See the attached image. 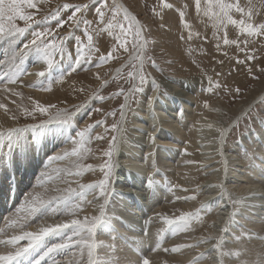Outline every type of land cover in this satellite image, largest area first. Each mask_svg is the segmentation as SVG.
<instances>
[{"label": "bare ground", "instance_id": "bare-ground-1", "mask_svg": "<svg viewBox=\"0 0 264 264\" xmlns=\"http://www.w3.org/2000/svg\"><path fill=\"white\" fill-rule=\"evenodd\" d=\"M115 3L117 6L121 7V9H127L132 12L123 0H115ZM120 3L124 6L120 5ZM196 12L197 11H195V13ZM168 13L170 14V12ZM130 15L135 16L133 13ZM185 17H187V15ZM190 17L192 18V16ZM200 17L201 16H199V18ZM186 19L187 18H185V20ZM166 23H164V25ZM196 24L198 27V23ZM139 25L141 26V24ZM194 28H196V26ZM231 29L232 28H230V30ZM168 30L169 27L166 32ZM166 32L165 34L167 35L169 31L167 33ZM191 32L193 33V31ZM143 37L145 38V32H143ZM205 39L207 38L205 37ZM5 40L6 37L0 39V55L1 50L4 52L8 46H5ZM7 40L10 39L7 37ZM20 41H22V39H20ZM165 41L166 45L164 44ZM165 41L163 42L161 39H158L157 47L160 48L163 46V44L166 46L163 48V50L167 48V51L171 55L172 61L176 62V72L184 73V75L188 77V80L190 81L172 78L169 82L171 83V90L173 92L169 91L168 94L163 97V99L156 100L155 98L152 101L151 110L149 106V100L154 96V94H156L158 88L154 89L152 85H150L149 87L143 89V91L145 90L146 92H141L140 102L130 116L129 122L132 126L129 137L125 138V140L122 139V133L125 129L124 127L119 134V138H117V151L114 153L117 157L115 169L122 171V168H126L125 170L130 173L131 181L134 185H136L137 180L142 176H146L147 178L152 177L154 184L157 177H162L164 173H168L173 176L175 185H178L185 190L183 192H175L174 195L186 197V195L190 192L186 190L192 189L193 185L198 187V189L192 191L191 193H197L203 188H206L209 191L211 190V185L213 184L211 181L215 178L213 173L214 163L219 160L223 167L219 176V180L222 181L223 185L221 193L218 195V197H216L217 194L215 196L213 195L216 198H213L211 202H206L202 205H210V207L205 210L202 206L191 208L190 200H186L185 202H175L172 206L167 204L159 206L162 197L159 191L151 194L149 193L147 197H144L139 192L133 191L134 194L139 195L138 198L142 199L143 201L141 210L144 209V212L148 211L151 213L150 216L145 217V215L141 216V214H137L140 211L138 212L135 209L134 203L130 201V199L122 198L121 191L129 192V188H132L134 185L128 186L127 182L124 181L122 186H119L116 181L110 186V197H107V200L99 195L98 189H86L83 194V200H81L79 197L78 200L70 201L72 204H79L82 208L78 216L71 218H78L81 221H83L85 217L91 219L100 215L101 205H106L109 203L108 206H111L113 203L112 201L117 202L119 205L121 204V211L123 210V212H129L127 215H123L122 221L129 219L128 221L130 222V231L127 233L128 237L125 239H115V245L117 249L115 255L120 258L136 259L138 256L143 255L149 258L151 264H191L194 257H201V254H203L199 264H260L261 260L264 259V194L260 195V193L264 192V123H261L260 119H256L255 124L258 126V130H249L247 133H245V135L239 137L237 141H234L227 147H224V144H226V136L232 130L233 125L237 123L241 117L247 115L250 112L252 106H255L260 101L264 95V89L260 93L254 95L253 98H251L247 103L235 105L231 111H236V114L228 123L224 124L220 120V117L223 116V114H221L222 110L220 107H223V104L219 103V101L216 102L215 100V103L211 104L208 108H205L203 113H201V105H199L197 102L198 90L193 87V83L197 82L195 80H198L195 77L196 75H193V73H195L196 67L199 65H196V63H191L192 61L190 62L188 60L190 55L188 54L187 56V54L181 52L183 50L180 51L178 45L175 46L174 42L169 44L167 43L169 40ZM21 44L18 45L21 47ZM12 49H14V47ZM33 51L24 52L20 56L19 53L18 55H14L12 53L13 55H9L10 57H7L8 55H1L0 76H8L14 72L16 73V70H23L25 61H28L30 65L33 66L36 64V67L41 66L43 61L41 60L40 54L36 51ZM138 52L139 49L136 48V50L129 55L126 62L120 64L117 67L113 74V78L120 74L126 68V66L134 60L133 58L135 56L138 57ZM140 55L143 56L144 51L140 53ZM3 57L7 58L4 59ZM20 59H23V64L18 67L20 64ZM192 60L194 61L193 58ZM69 67L67 66V62L63 61L60 67H56L57 69L55 68L53 72L50 70V74L45 72L40 76L37 75L39 70L29 68L26 70V74H22L24 78L23 80H18L16 84L8 85L9 91H4L3 85H0V105L4 106L0 107V118L6 122H9V125L0 130V141L3 137L6 142L14 139V133L16 130L10 132L9 134L6 132L12 130V124L16 122L12 120L11 115H16V113H19L16 107H14L16 104V101L14 100L17 99V95L15 93L19 94L22 91V95H27L30 93V90L34 88V95L39 97L40 100L47 101V94L50 92L40 89L47 88L45 84L50 78H53L54 75L61 73L63 68L68 69ZM140 67L141 64L140 66L138 65V69ZM183 70L184 72H182ZM198 70H200V68L197 69V71ZM199 72L200 71H198V73ZM138 73L139 70L136 73V77ZM191 73L192 75H188ZM236 81L234 83H236ZM185 82H189L187 86H190V88L188 87L186 92H181V98H176L177 93H179L178 88L183 87ZM150 83L152 84L151 81ZM19 84L22 85L21 88ZM29 85L32 86L30 87ZM50 95H53L54 97L53 92ZM6 99L9 101H6ZM163 107L169 111L163 112ZM88 110L89 108L82 107L79 109V111H73L72 113H74V115L70 123L55 121L56 118L50 117V119H48L45 123L35 125L34 127L29 126L28 128L21 130L19 134L21 136L18 138V143L22 142L24 145L23 153H21L17 145L14 149V153L12 154L11 161L9 160V163H17L18 165H21V171L14 173L15 183L20 179V181L22 180V185L30 183L33 188L29 191L27 198L22 202V208L24 209V212L19 216L16 214H10L4 221V224H2L3 232L0 234V239H8L12 235L20 234L17 232L20 231L19 226L21 223L30 224L35 228H38V226L45 221L47 223H54L69 219V217L66 215L47 213L44 217L36 214L25 221L24 217L27 215L25 211L27 210V206L33 196L48 200L61 195H69L67 192V189L69 188L78 191L81 185H97L99 183L95 172H99L100 167L99 169H96V166V168L92 167L95 169V171H87V168L82 170L83 166H87V164L84 165L85 161H87L86 156H88L86 155V152L90 150L94 151V148L91 147L89 140L87 141V145L91 147V149L88 148L85 154L77 155L73 153L72 140L76 139V129L83 127V124H85L87 119L90 117V115H87L89 113ZM50 120H52V122H49ZM125 122H127V117ZM121 123L124 124L123 121H121ZM154 123L159 129L155 134L156 147H153V142L151 141V147L146 149V145L150 141L149 134L152 132V126ZM192 124H194L193 128ZM223 129L227 130L226 134L224 135L225 137H221V130ZM206 133H212L210 134V138H208L209 135L206 137ZM44 134H46L45 137H43ZM127 142L131 144L135 143L136 147L134 148L128 146L125 144ZM195 147L198 149V152L200 153L199 155H201V163L199 162L198 167L193 166V162L189 159V155H191L190 153H194L193 149H195ZM65 153H67V155H65ZM149 153H154V156H150ZM40 154H42V156L38 164H41V166L35 163V158H38ZM22 155L25 156V159H23ZM57 157L60 158L57 159ZM95 158L96 157H94L92 161H95ZM98 158H96V161H99ZM197 170H200V172ZM77 172H80L81 174L76 175ZM31 174L33 175L31 179L26 181L24 178ZM8 180H10V178H8ZM169 188L170 187H167V190H169ZM219 191L220 189L218 188L216 192ZM252 192L257 193V195H254V198L251 201V199L247 198V196H249ZM244 198L248 200H245ZM120 199L122 201L121 203L119 201ZM182 204H186L187 210L185 213H196L199 211L200 220L193 219L188 231L173 232L174 226H169L165 222L164 218L167 217L168 219L175 220L180 217L181 215L175 217L174 212L170 209L179 211V207ZM231 205L237 207V211L236 209L234 211ZM55 206L56 205L54 204L53 207ZM68 206L70 207V205ZM107 209H109V207H106V213ZM209 209H213L215 212V218L210 222L208 217H206V213L211 211ZM59 210L64 211L65 205H59ZM132 212L134 215L128 217V215H130ZM12 221H16L15 227L9 226ZM132 221L135 222L136 225L132 224ZM108 222L109 220L104 218V220L94 229V240L97 243V248L94 251L93 258L95 259L98 257L104 261L105 264L111 258L110 255H106V253H111V249L102 247L101 245L113 243L111 240L113 237V232L117 233V237L120 235L122 236V234L119 233L121 232L119 227L108 228L107 231L106 226ZM110 222L114 223V221ZM203 222L205 225L209 223V231L204 232L199 236L215 238L212 240V246L210 245L209 247V245L205 244V246L209 249L201 251V249L205 248V246L202 245L193 248H182L180 251L175 253L168 251L165 255L164 249L170 250L178 245H194L191 243V241L194 239V232L198 229L202 230L201 227ZM228 222L230 223L227 224ZM261 223H263L262 227ZM224 228H226V231ZM143 229L145 232H147V235H145V232H141ZM131 231L133 232L130 235ZM166 232L168 234V245L163 247L159 246L155 251H150V248H155L157 245H159L154 244L155 236H166ZM242 232L245 233L244 236L240 235ZM53 237L57 236L48 237L44 241L45 245L59 242L58 240L51 242V238ZM141 237L144 240L142 245L137 243V238ZM221 237H223L221 251L225 254L223 256L217 255L215 249L213 248L215 240L220 239ZM259 237L261 238L260 241L257 240ZM20 244L26 245L27 241ZM8 250L10 249L3 250L0 248V254H5ZM44 250L45 246L43 248V251ZM71 250L72 252H70ZM71 250L68 251L67 259L65 261H61V264H88V252L86 247H73ZM41 264H44V262H41ZM48 264H51L50 260L48 261Z\"/></svg>", "mask_w": 264, "mask_h": 264}, {"label": "rangeland", "instance_id": "rangeland-1", "mask_svg": "<svg viewBox=\"0 0 264 264\" xmlns=\"http://www.w3.org/2000/svg\"><path fill=\"white\" fill-rule=\"evenodd\" d=\"M123 1L126 3V5H128L132 13L136 16L139 24L143 26L144 32H145V38L147 39V44L144 45V55L143 56L139 55L137 58H135L130 64L126 66V68L120 74H118L114 78H113V74L116 71L117 67L120 64L125 63L129 55L136 50V47L134 46V43H133L135 41L134 32L130 33L127 37V41H128L126 45L127 50H125L124 48L116 49L114 51V58L100 65L99 67H97L99 55L106 54L103 48H101L99 51H94L91 57L88 58L87 60H82L81 64L78 65L75 63L76 47H77L75 38L79 37L82 40L84 39V36H83L84 26L83 25H80V26L78 25L73 30V38H70L68 41L64 43L63 45L64 49L62 52L53 53V57H52L53 62L51 66H47L43 62L41 66L36 67V64L33 66V65H30L28 61H25L23 70H28L29 68H33V69L39 70V72H43V73L47 72L48 74L53 72L56 67L57 68L60 67L63 61L67 62V66L68 67L70 66V67L68 69L66 68L67 70L63 68V71L61 73L54 75V77L50 78L48 82L45 84L46 87H51V90L49 91L50 93L47 94L48 96V98L46 99L47 101L40 100L39 97H36L34 95V92H35L34 88L30 90L31 94L28 93L29 96L28 94L22 95V91H21L20 92L21 94L19 93V95H17L16 97L17 99L14 100L16 101V104L14 105V107H16L17 111L19 112V113H16V115L15 114L11 115L12 120L16 121L14 124H12L13 128L16 129V132L14 133V139L10 140L9 142H6L3 137L0 141V177L2 178L4 183L8 180V178H10V180L14 179L15 178L14 173L21 171L20 170L21 165H18L17 163H9V160L11 161L12 154L14 153V149L17 145L21 153H23L24 145L22 144V142L18 143V138L21 136L19 134L22 129L28 128L29 126L34 127L35 125L45 123L48 119H50V117L56 118L58 112L64 113L65 111H67V112L72 113L73 111L77 109H81L82 107L89 108L88 112L90 114L88 113L87 115H90V117L87 119V122L83 124V127L76 129L77 132L79 130H82L84 127H86L89 124L96 125L97 121H100L102 123H100V125L94 128L93 131L90 133L91 139L89 140V142L91 144V147L94 148V151L90 150L91 152L90 151L86 152V150H88V148L91 149V147L87 145L88 140L85 143L86 146H84L85 148L84 154L86 152V155L88 156H86L87 161H85L84 165L87 164V166H83L82 167L83 169L82 168L81 169L82 170L86 169L88 165L94 168L97 167L96 169H99V167L101 168L102 166H104L105 161L108 159L107 157L104 156V152H106V149L108 150V146H109L108 144L110 143V141H112V137L115 136L116 138H119L120 136L119 134L124 127L125 129L123 130V133H122V139L125 140V138L129 137L131 126H132L129 122L130 116L140 102L141 92L145 91V90L143 91V89L152 85L150 81L151 82L155 81V84L158 90L156 94H154V96H157L156 100H159V99H163V97L166 96L169 91L170 92L172 91L171 85H170L171 83L169 82L171 81L172 78L173 79L179 78V79H182L183 81L184 79L188 80V77H186L184 73L176 72V66H175L176 62L174 61L175 62L174 63L172 61L171 55L167 51V48L163 50V48L166 47L165 40H169L167 41V43L169 44L174 42V45L175 46L178 45L180 51L183 50L181 52L187 54V56L188 54L190 55L188 57V60L190 62L192 61L191 63H196V65H199L197 66L198 68L196 67L195 73H193V75L195 74L196 75L195 77L198 79V80H195L197 81L196 83H193L194 84L193 87H195L198 90L197 102L199 105H201V113H203V110L205 108H208L211 104L215 103V100L216 102L219 101V103L223 104V107H220V109L222 110L221 114H223V116L220 117V120L224 124L228 123L232 119V117L236 114V111L235 112L234 110L233 112L231 111V109H233L235 105L245 104L251 98H253L254 95L263 91L264 72H262L261 69L264 68V36H253L251 38H247L249 42L247 45H245L244 40L246 39V37L242 36L239 33L238 27L228 25L226 28L227 36L230 40L238 39L240 41L239 47H237V45L235 44H229L225 46L223 45V40L221 39L220 40V50L218 51L216 47V42H217L216 36L219 35L223 37L225 29L221 28L220 31L217 32V28L216 27L214 28V25H217L218 21H215V19L211 16V13L209 15H205V12L207 11V5L203 1L201 4L202 11H200V14L199 12L195 13L196 11L195 0L194 1L193 0H164L165 4H168L171 6L168 8L161 7V0H123ZM88 2L89 0H42L39 6V11H37L36 9H26V12H30L33 15L34 20L39 21V20H43L45 17H48L52 12H54L57 9V7L61 5L87 4ZM107 2L109 4H116L115 0H107ZM231 2L240 3L242 7H245L246 11L248 7H251L254 10V15L252 17L251 22L256 23V24L264 23V0H231ZM98 6H99L98 4L90 5L89 11L84 13V15L88 19H92L94 16L95 7H98ZM168 12H170V14ZM180 12L184 13L183 23L181 22V17L179 15ZM69 14L70 12H64V11L61 12V15L65 21L67 20V16ZM161 14H163V16H161ZM186 15L187 17H185ZM232 15L234 19L239 20L241 18L239 13H236L235 11H233ZM190 16H192V18ZM199 16L201 17L199 18ZM109 18H111L110 15H109ZM185 18L187 19L185 20ZM117 19L119 20V24L115 28L114 32L116 35H119V25L123 24L125 27H127V22L123 20L122 13L119 17H117ZM199 20L200 22L202 21L201 23L203 25L199 22ZM15 23L17 27H26L23 21L17 20ZM113 23H116V21H113ZM164 23H166L165 25L167 24L168 25L165 26ZM194 23L195 24L198 23L199 26L197 27V24L195 25ZM29 24H30V27L28 29V32H26L24 35L6 36L5 46L8 45L7 48L9 51L7 50V48L4 52L1 50L2 56L8 55L7 57H10L9 55H13V54L18 55L19 52L24 53L22 52V50L24 49V46L33 39L32 32L41 31L45 27H50L52 30V34L59 36V37L67 36L69 32L68 23H65L63 27H58L55 21H49L47 25L35 24L33 22H29ZM210 25H211V28H210ZM195 26L196 28H194ZM168 27H169V30H168L169 32L167 31L168 32L167 33L166 30L168 29ZM187 27H190V28H187ZM230 28L232 29L230 30ZM205 29H206V32H205ZM191 31H193L194 34ZM165 32L167 33V35L165 34ZM208 32H211L212 34ZM189 33H191V37H192L190 40L188 39ZM162 34H164L165 36ZM7 37L10 40H7ZM205 37L207 39H205ZM20 39H22V41H20ZM104 39L109 42L108 50L115 49V45H116L115 35H109L108 32H105ZM158 39H161L163 42L165 41L164 42L165 45L163 44V46L160 48L157 47ZM18 44H21L22 48ZM11 46H13L14 49H12L13 47ZM207 47L209 50L207 49ZM29 51H33V50H29ZM33 52H35V50ZM1 55H0V58H1ZM248 56H254L255 59L249 60L247 59ZM7 57H3V58L5 59ZM192 58L194 59V61L192 60ZM141 59H143V65L138 69V65L140 66L141 64ZM238 61H243V63H239ZM20 66L21 65L19 64L18 67ZM199 68L200 70L198 71L200 72L198 73L197 69ZM249 68L252 69L251 72L249 71ZM136 69L139 70V73L137 74V77L134 80L133 78H130L128 76V73L131 72L132 76H134ZM16 72L18 71L16 70ZM182 72H184V70ZM140 75H144L146 77L143 84H140ZM188 75H192V73ZM23 79L24 78L21 74L19 80L21 81ZM235 81L236 83H234ZM188 83L189 82H185L183 87L178 88L179 93L176 92L177 93V97L175 96L176 98H181V92H186V90H188L187 88L188 87L190 88V86H187ZM135 85H139V89H140L139 91H135V92L132 91ZM19 86L20 88L22 87L21 84H19ZM237 88L240 89L239 93L236 92ZM227 89H231V91H227ZM52 92L54 93V97L53 95H50L52 94ZM120 92H123V95H116L117 93H120ZM56 95L58 96V99ZM125 97H128L127 103L129 107H127L124 110V116L122 118L120 114V105L125 103ZM6 101H9V100L6 99ZM37 104L47 107L48 113L41 114L38 110H36ZM168 111L169 110L163 107V112H168ZM112 112H115L116 114L114 116L110 115L109 113H112ZM29 113L31 114L29 115ZM260 116H264V98H261L260 101L255 106H252L250 112L247 115L241 117L237 121V123L233 125L232 130L226 136V144H224V147H227L234 141H237L239 137L245 135V133H247L249 130L251 129L258 130V126L255 124V120L260 119ZM126 117H127V122H125ZM121 121H123L124 124H122ZM7 125H9V122H6L0 118V130L5 128ZM113 125H116L115 131H113ZM193 126L194 124H192V128ZM8 132L6 133L9 134ZM102 134H103V139H100V140L97 139V137ZM210 134L212 133H206V137L207 135H209L208 138H210ZM45 135L46 134H44L43 137H45ZM125 144H127L130 147H134V148L136 147L135 143L131 144L127 142ZM150 147H151V140L147 143L146 149ZM193 151L194 153L193 154L190 153L191 155H189L190 156L189 159L193 162V166L198 167L201 155H199L200 153L198 152V149L196 147L195 149H193ZM52 155H49V156H52ZM77 155H80V154H77ZM22 157L23 159H25L24 155H22ZM94 157L96 158L99 157L98 158L99 161H96V158H95V161L94 160L92 161ZM115 157H116V154L113 155L112 159L114 160L113 162H115L116 164L117 157L116 158ZM122 169L125 170L126 168H122ZM222 169L223 167L221 163L219 162V160L214 163L213 173L215 175V178L211 181V183L213 184L211 185L210 191L207 190L206 188H203L197 193H191L192 191L198 189V187L193 185L192 189H190L189 187L190 190H186V191H190L186 195V197L175 196L174 195L175 192H178V191L183 192L185 190L181 188L180 186L175 185L174 178L172 175L168 173H164L162 177L156 178V182L152 184L151 188L147 186L148 178L146 176L140 177L137 180L136 185H134L132 188H129V192L121 191L122 198L130 199V201L134 203L135 209L138 212L140 211L137 214H141V216L145 215V217L150 216L151 213L148 211L144 212L145 211L144 209L141 210L143 201L142 199H139L138 198L139 195L134 194L133 191L139 192L144 197H147L149 193L151 194L156 191H159L162 195L159 206L163 204L172 206L175 202H185L186 200H190L191 208L200 207L206 202L208 203L211 202L213 198L218 197V195L221 193L223 189V185H222V181L219 180V176L222 172ZM197 171L200 172V170H197ZM99 173L100 171L95 172L98 182L102 180L103 178V174L102 173L99 174ZM117 173L118 172L115 169L111 183L108 185L109 189H110V186L113 185L115 182V174L119 176ZM32 176L33 175L31 174L24 179L26 181L30 180ZM21 181L19 179V181L16 182L17 183L16 189L21 191V194H22L20 203L19 205H16L14 210L12 209V211H10L7 215H5L2 218L1 225L4 224V221L10 214H16L17 216H19L24 212V209L22 208V202L24 199L27 198L29 191L33 187L30 185V183H26L22 185ZM195 183H199V182H195ZM3 186L5 185L3 184ZM167 187L172 188V191L167 190ZM218 188L220 189V191L216 192ZM213 195L214 196L216 195V197H214ZM108 197H110V195H108ZM78 198L79 196L72 195L71 201L78 200ZM247 198L251 199L252 201L254 196L250 194L249 196H247ZM131 199H134V200H131ZM244 199L248 200L246 198ZM119 201L120 203L122 202L121 199ZM112 202L113 203L111 204V206H108L109 203L105 205L106 207H109L104 217L107 220H109V222L107 223L106 229L108 231V228L119 227L121 229L120 230L121 232L119 233L122 234V236L120 235L119 237H117L116 232H113L112 236H115L116 240H119L120 238L125 239L126 237H128L127 233L130 231V226H129L130 222L128 221L129 219L126 221H122V218H123V215H127L129 212H126V211L123 212V210L121 211L122 209L121 204L119 205L115 201H112ZM231 206L233 210L235 211L237 207H234V205H231ZM186 208H187L186 204H182L179 207V211H175V209H170V210L173 211L174 216L177 217L185 213V211L187 210ZM209 210L211 211L210 212L206 211L207 212L206 217H208V220L210 222L215 218V212L213 209H209ZM25 212L27 213V210ZM37 214L41 215V213H37ZM133 215L134 214L132 212L130 215H128V217L133 216ZM110 221H114V223ZM229 223L230 222H228L227 224ZM132 224H135V222L132 221ZM208 224L205 225L203 222V225L201 227L202 230L198 229L194 232V236H193L194 239L191 241V243H193L194 245H198V246H202V245L205 246V244L209 245V247L210 245L212 246V243H213L212 240L209 243H201V241L207 237L199 236V235H202L204 232L209 231ZM262 226H263V223H261V227ZM224 229L226 231V228ZM24 230L36 231L37 228H35L33 225L26 224V228ZM132 232L133 231H131L130 235L132 234ZM141 232L144 233L145 230L143 229L141 230ZM17 233H20V231H18ZM244 234H245L244 232L240 233L241 236H244ZM161 239H163V241H160ZM55 240L59 241V238L58 237L51 238V242H54ZM257 240L260 241L261 238L259 237L257 238ZM23 242L25 241H20V243H23ZM159 242H160L159 246L161 247L168 245L167 232H166V236L165 235L155 236L154 244H159ZM54 244L55 243H51L50 245L47 244L45 245V248L47 246H52ZM23 245L25 244H19V246L21 247H23ZM0 248H2L3 250L9 249L6 245H1ZM205 249H209V248L205 246V248L201 249V251H204ZM70 252H72V250ZM166 254L167 252H165V255ZM67 255H68V252H67ZM67 255H64L58 258L61 261H65L67 259Z\"/></svg>", "mask_w": 264, "mask_h": 264}, {"label": "snow or ice", "instance_id": "snow-or-ice-1", "mask_svg": "<svg viewBox=\"0 0 264 264\" xmlns=\"http://www.w3.org/2000/svg\"><path fill=\"white\" fill-rule=\"evenodd\" d=\"M42 0H0V39L6 36H22L30 27L29 22H33L35 24H45L47 25L49 21H55L58 27H63L65 23L69 24V32L67 36L59 37L52 34V30L50 27H45L41 31L32 32L33 39L24 46L22 52H27L29 50H35L40 54L41 60L47 66H51L53 62V53L62 52L63 45L70 38H73V30L79 25H83V36L84 39L75 38L76 40V64H81L82 60H87L91 57L94 51H99L103 48L106 54L99 55L97 67L100 65L112 60L114 58V51L116 49L124 48L127 50V37L130 33L134 32L135 41L134 46L139 49L137 55L144 51V45L147 44V39L143 37L144 28L143 26H139L137 18L135 16L130 15L127 9H121V7L116 4H109L107 0H89L87 4H78V5H69L64 4L52 12L48 17H45L43 20H34L33 15L30 12H26V9H36L39 11V6ZM203 2L207 5V11L205 15H209L218 21L217 25L214 27L217 28V32L220 31L221 28L225 29L223 37L217 35V50H220V40H223V45L227 46L229 44H235L239 47L240 41L238 39L230 40L227 36L226 28L228 25H232L238 27L239 33L246 37L244 40L245 45L248 44L249 40L247 38H251L253 36H264V23L256 24L252 23V17L254 15V10L251 7L247 8L242 7L240 3H233L231 0H203ZM93 4H98V7H95L94 16L92 19H88L84 13L89 11V6ZM202 0H195L196 11H201ZM161 7H171L168 4L164 3V0H161ZM218 10V11H217ZM70 12L67 16V20L65 21L61 15V12ZM233 11L239 13L240 19L233 18ZM123 16V20L127 22V27L123 24L119 25V35H116L114 30L119 24V20L117 17L121 15ZM109 15L111 18H109ZM181 22L183 23L184 13L180 12ZM163 16V14H161ZM23 21L26 27H17L16 21ZM116 21V23H113ZM105 32H108L109 35H115L116 45L115 49L108 50V41L104 39ZM50 37V39H49ZM191 33L188 35V39L190 40ZM59 41V42H58ZM143 41V43H141ZM87 50V51H85ZM22 53L19 52V56ZM247 59H255L254 56H248ZM239 63H243V61H238ZM20 65L23 64V59L19 60ZM143 65V59H141V66ZM251 72L252 69L249 68ZM264 72V68L261 69ZM21 74H26V70H19L16 73H12L8 76H0V85H3L4 91H9L8 85L16 84L19 80ZM43 72H39L37 75H42ZM130 78H133L132 73H128ZM134 79V78H133ZM146 77L144 75H140V84H143ZM30 87L32 85H29ZM152 87L154 89L157 88L155 81L152 82ZM43 91H50L51 87L41 88ZM139 85H135L132 91H139ZM158 90V89H157ZM227 91H231V89H227ZM240 89L237 88L236 92L239 93ZM19 95L18 93H15ZM116 95H123V92L117 93ZM157 96H153L149 100V106L151 110L152 101ZM128 97H125V103L120 105V114L123 118L124 110L129 107L127 103ZM0 107H4L0 105ZM36 110H38L41 114L48 113V108L44 107L40 104L36 105ZM79 111V109H77ZM31 113H29L30 115ZM110 115H115V112L109 113ZM74 113L65 111L64 113H57V117L55 121L69 123L73 117ZM261 123H264V116H260ZM49 122H52L50 120ZM100 121H97L96 125H87L82 130H79L76 133V139L72 140L73 144V153L74 154H84V146L87 140L91 139L90 133L94 128L100 125ZM16 129L10 130L8 133L15 131ZM116 130V125H113V131ZM159 129L154 123L152 126V132L149 134V139L153 142V147L155 145V134ZM226 129L221 130V137L226 134ZM97 139H103V135L97 137ZM117 151V138L112 137V141L109 143L108 150L104 152V156L108 159L105 161V165L100 168V172L103 174V179L99 181L97 185H81L79 190L67 189L69 195H61L59 197L45 200L40 197L33 196L31 201L27 206V215L24 217V220L27 221L28 218L35 216L37 213H41V217H44L47 213L66 215L69 217L67 220H61L54 223H47L46 221L41 223L36 231H26L25 223L20 224V234L12 235L8 239H0V245H6L10 250H8L5 254H0V264H14L18 257L28 253L29 251L35 249L39 245H41L48 237L57 236L60 242L55 243L52 246H47L42 254L39 256L37 260H35L34 264H48V261H51V264H61V260L58 257L67 255V252L71 250L73 247L81 248V246L86 247L88 252V264H105L100 258H93L94 251L97 248V243L94 240V229L104 220L106 215V207L105 205L100 206V215L95 216L91 219L85 217L83 221L76 217L79 215V212L82 210L79 204H72L71 197L72 195H77L83 200V194L86 189H98L99 195L104 197L107 200L109 195L108 185L111 183V180L114 175V170L116 168V164L113 162V155ZM67 155V153H65ZM150 156H154V153H149ZM60 157H57L59 159ZM87 171H95L90 165L87 167ZM80 172H77L76 175H80ZM153 179L149 177L147 179V186L149 188L152 187ZM169 191H172V188H169ZM264 194V192L260 193V195ZM251 195H257V193L252 192ZM56 205L53 207V205ZM64 204L65 210L60 211L59 205ZM70 205V207L68 206ZM203 209H207L210 205L202 206ZM43 210V211H42ZM195 220H200L199 211L196 213H184L177 219H168L164 218L165 222L169 226L173 227V232H185L189 230L191 222ZM10 227L16 226V221H12L9 225ZM147 235V232H145ZM215 239L214 237H207L201 241V243H209L211 240ZM20 241H27V244L23 247L19 246ZM113 243L108 245H101L102 247H107L111 249V253H106V255H110L111 258L106 262V264H151L149 258L147 256H138L136 259L131 258H120L116 256V245H115V236L112 237ZM223 241V237L220 239H216L213 244V248L215 249L217 255L223 256L225 255L221 251V244ZM138 244H143V238H137ZM198 245H178L173 247L172 249H164L165 252L171 251L173 253L180 251L182 248H193ZM157 248L159 245L156 246ZM156 248H151L150 251H155ZM201 257H194L191 264H199ZM260 264H264V259L261 260Z\"/></svg>", "mask_w": 264, "mask_h": 264}, {"label": "water", "instance_id": "water-1", "mask_svg": "<svg viewBox=\"0 0 264 264\" xmlns=\"http://www.w3.org/2000/svg\"><path fill=\"white\" fill-rule=\"evenodd\" d=\"M120 5L124 6V5L121 4V3H120ZM128 11H129V10H128ZM129 13L131 14L132 12L129 11ZM138 24H139V23H138ZM139 26H140V25H139ZM142 43H143V41H142ZM137 72H138V69L136 70V73H137ZM136 73L134 74V77H133L134 79L136 78ZM263 96H264V95H263ZM263 96H262V97H263Z\"/></svg>", "mask_w": 264, "mask_h": 264}, {"label": "flooded vegetation", "instance_id": "flooded-vegetation-1", "mask_svg": "<svg viewBox=\"0 0 264 264\" xmlns=\"http://www.w3.org/2000/svg\"><path fill=\"white\" fill-rule=\"evenodd\" d=\"M135 58H137V56H135L133 59H135ZM133 59H132V60H133Z\"/></svg>", "mask_w": 264, "mask_h": 264}]
</instances>
